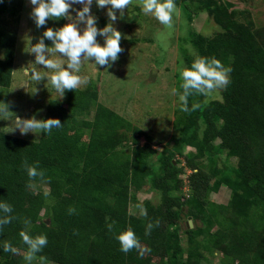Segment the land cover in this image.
Returning a JSON list of instances; mask_svg holds the SVG:
<instances>
[{
	"label": "trees",
	"instance_id": "1",
	"mask_svg": "<svg viewBox=\"0 0 264 264\" xmlns=\"http://www.w3.org/2000/svg\"><path fill=\"white\" fill-rule=\"evenodd\" d=\"M22 3L0 0L4 87L12 80L16 38L2 23L18 19ZM175 3L187 21L205 11L219 27L212 35L190 31L194 54L184 52V59L189 68L196 58L215 57L232 69L221 99L203 101L193 94L188 112L179 102L176 136L161 150L105 105L97 104L88 118L92 99L80 88L48 101L43 119L58 118L60 128L37 139L0 131V202L12 206L14 217L0 229V264H19L23 255L6 253L3 245L25 252L21 231L46 235L47 245L36 257L56 264H151L153 258L152 264H199L203 249L222 253L230 264H264V26L256 27L247 11L229 10L224 0ZM243 14L245 20L238 18ZM193 104L199 107L191 110ZM141 135L146 138L139 146ZM183 146L193 150L186 153ZM221 154L235 164L218 166ZM25 161L42 169L44 178H29ZM38 183L47 189H37ZM145 183L160 192V201L145 200L147 216L136 215L129 205ZM222 185L230 190L228 202L210 201L209 193ZM188 217L193 226L181 227ZM156 220L159 226L146 235L147 224ZM128 227L151 249L143 258L120 249L116 236Z\"/></svg>",
	"mask_w": 264,
	"mask_h": 264
},
{
	"label": "rangeland",
	"instance_id": "2",
	"mask_svg": "<svg viewBox=\"0 0 264 264\" xmlns=\"http://www.w3.org/2000/svg\"><path fill=\"white\" fill-rule=\"evenodd\" d=\"M227 1L233 3L229 10L235 8L247 11L256 27L264 26V0ZM176 5L179 14L174 15L173 26L167 28L154 15L145 14L142 11L141 0H132V4L125 10L123 17L117 11L118 19L113 25L122 33L120 44L123 51L119 54L117 61L113 62L111 67H106L95 65L94 61L85 60L80 70V75L88 77L89 82L79 88L86 90L92 99L87 117L92 118V112L97 104L105 105L148 134L152 139V146L159 150L162 146L171 147L176 136L174 117L179 103L178 94H181L178 79L181 78L180 71L187 68L184 54H194L187 40L189 32L196 31L203 35H212L219 30L205 11L195 14L189 22L181 6L178 3ZM82 7L81 4L73 5V9ZM32 9L30 0H23L18 19L7 17L2 23L7 30L15 34L16 42L11 83L8 87L0 86V103H7L12 113L7 117L0 115V131L37 139L40 132L22 135L19 129L11 131L15 127V116L23 119L33 116L43 119L48 101L52 98L63 99V97H60V94L52 88L47 78L38 83L31 80L29 70L33 67L41 73L49 75L51 73L43 66L35 64V55L29 50L43 36L47 28L51 27L55 30L69 21L66 18L49 19L45 26L37 28L31 17ZM107 11V8L97 7L93 0L91 12L97 18L98 29L109 23ZM70 15L75 17L76 12L70 10ZM245 16L243 14L238 18L245 20ZM83 28L84 25L81 24V31ZM97 41L102 45L104 38L98 36ZM45 44L51 46L52 41L45 38ZM1 53L0 49V57ZM221 89L215 90L211 95H203L202 100L221 99ZM83 138L87 139L86 136ZM145 138V135L139 136V146L145 143ZM189 150L193 149L183 146L184 152L187 153ZM176 158L183 161L182 156L178 155ZM218 158V166L221 162L226 165L235 164V158L225 160L224 154L219 155ZM188 172L189 170H186L181 178L186 179ZM37 185L35 186L37 189H47L44 184ZM160 197L159 191L153 190L149 183H145L141 191L136 193L135 200L130 203L129 210L131 213L140 215L136 208L138 203L149 200L155 205L159 203ZM229 198L230 190L223 185L216 191H211L208 197L210 201L222 204H226ZM180 224L181 227L193 226L192 220L188 223V218L182 219ZM181 234L182 244L186 246L184 233ZM202 253L204 257L199 264L231 263V258L223 257L218 251L203 249ZM21 258L19 264H28L23 256ZM155 260L153 258L151 264ZM32 264L56 263L36 257Z\"/></svg>",
	"mask_w": 264,
	"mask_h": 264
},
{
	"label": "clouds",
	"instance_id": "3",
	"mask_svg": "<svg viewBox=\"0 0 264 264\" xmlns=\"http://www.w3.org/2000/svg\"><path fill=\"white\" fill-rule=\"evenodd\" d=\"M30 3L33 5L31 17L37 28L45 26L49 19L66 18L69 21L55 30L51 27L47 28L43 32V36L29 50L35 55V64L43 66L51 73L50 75L41 73L33 67L29 70L31 80L38 83L47 78L60 97H63L66 90H76L89 82L88 77L80 75L85 60L94 61L95 65L111 67L123 51L120 44L122 33L113 25L118 19L117 11L123 17L125 10L132 4V0H95L97 7L108 9L109 23L99 29L97 18L91 12L93 0H30ZM75 4H81L83 7L73 9ZM141 7L145 14L154 15L167 28L173 26V17L179 14L175 0H141ZM70 10L76 12L75 17L70 15ZM81 24L84 25L83 31L80 29ZM98 36L104 38L102 45L97 41ZM45 38L52 41L51 46L45 44ZM231 71L230 67H226L215 57L196 58L189 68H183L180 71L182 80L180 87L183 90L182 94H178L180 110L190 111L188 98L193 94L208 96L217 89L226 88L231 82ZM197 107H199L198 104H193L191 110H195ZM10 113L12 112L9 110V105L0 103V115L7 117ZM61 126L62 123L58 118L37 119L33 116L23 119L15 116V127L11 131L19 129L22 135L29 132L50 133L52 129ZM25 167L29 178H44V171L36 165H28L25 161ZM29 187L32 185L29 184ZM48 194L47 191L44 193L45 196ZM136 208L140 215L147 216L143 203H138ZM12 211V206L9 203L0 202V212L4 213L3 216H0V229L12 222L14 218L10 215ZM74 211L72 208L69 209L70 214ZM158 226L159 220L149 222L145 234L149 235L151 230ZM108 228L111 231L113 225L109 224ZM19 235L27 246L25 252H21L10 242L4 243L3 250L15 255L22 254L24 260L28 264H32L37 253L47 245V237L46 235L32 236L27 231H21ZM116 239L119 241L121 251L126 254L136 250L138 255L143 258L151 252L149 247L141 243L131 227L120 231Z\"/></svg>",
	"mask_w": 264,
	"mask_h": 264
},
{
	"label": "water",
	"instance_id": "4",
	"mask_svg": "<svg viewBox=\"0 0 264 264\" xmlns=\"http://www.w3.org/2000/svg\"><path fill=\"white\" fill-rule=\"evenodd\" d=\"M224 2L228 8L233 5V3L230 1L224 0ZM188 223H191V217H188Z\"/></svg>",
	"mask_w": 264,
	"mask_h": 264
}]
</instances>
